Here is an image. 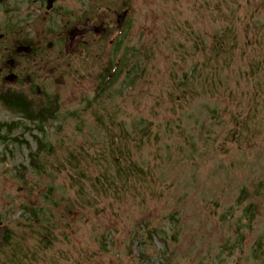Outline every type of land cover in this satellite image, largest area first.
<instances>
[{
	"label": "rangeland",
	"instance_id": "rangeland-1",
	"mask_svg": "<svg viewBox=\"0 0 264 264\" xmlns=\"http://www.w3.org/2000/svg\"><path fill=\"white\" fill-rule=\"evenodd\" d=\"M104 11L82 57L47 35L49 120L0 99V264H264V0H63V29Z\"/></svg>",
	"mask_w": 264,
	"mask_h": 264
},
{
	"label": "flooded vegetation",
	"instance_id": "flooded-vegetation-1",
	"mask_svg": "<svg viewBox=\"0 0 264 264\" xmlns=\"http://www.w3.org/2000/svg\"><path fill=\"white\" fill-rule=\"evenodd\" d=\"M59 1L0 0V13L13 15L12 19L6 20L0 25V94L13 92L18 93L17 96H21L26 89L33 96L30 103L32 108L37 104L40 109L41 102H46L45 99L51 97L50 89L41 83H54L63 87L65 84L63 68L68 69L69 67V65H63L62 49L60 55L54 57L45 50L46 46L48 49H52L54 46L47 42V35H50L54 42L60 41L62 47L64 42L67 54L73 52L82 57L79 47L87 46L92 41L95 44L99 43L108 34V14L105 11L95 13L83 21L76 22L72 27L63 29V0H61V30L58 33L47 35L45 30L43 37L37 36L38 20H36V16L41 17L42 23H48L52 11ZM126 4L127 2L124 1V5ZM49 5L50 10L48 9ZM107 10L109 11V8ZM128 14V10L114 13L113 21H116V27L126 29ZM20 98L18 97V99ZM52 101L56 104L58 101L60 102V98L54 96Z\"/></svg>",
	"mask_w": 264,
	"mask_h": 264
},
{
	"label": "water",
	"instance_id": "water-1",
	"mask_svg": "<svg viewBox=\"0 0 264 264\" xmlns=\"http://www.w3.org/2000/svg\"><path fill=\"white\" fill-rule=\"evenodd\" d=\"M48 9H49V10L51 9L50 5H49Z\"/></svg>",
	"mask_w": 264,
	"mask_h": 264
},
{
	"label": "trees",
	"instance_id": "trees-1",
	"mask_svg": "<svg viewBox=\"0 0 264 264\" xmlns=\"http://www.w3.org/2000/svg\"><path fill=\"white\" fill-rule=\"evenodd\" d=\"M221 45H223V44H221Z\"/></svg>",
	"mask_w": 264,
	"mask_h": 264
}]
</instances>
